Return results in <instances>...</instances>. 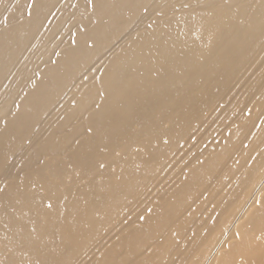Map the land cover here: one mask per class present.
Wrapping results in <instances>:
<instances>
[{"label":"bare ground","instance_id":"bare-ground-1","mask_svg":"<svg viewBox=\"0 0 264 264\" xmlns=\"http://www.w3.org/2000/svg\"><path fill=\"white\" fill-rule=\"evenodd\" d=\"M2 86L0 264H264V0H0Z\"/></svg>","mask_w":264,"mask_h":264},{"label":"rangeland","instance_id":"rangeland-1","mask_svg":"<svg viewBox=\"0 0 264 264\" xmlns=\"http://www.w3.org/2000/svg\"><path fill=\"white\" fill-rule=\"evenodd\" d=\"M37 46H32V51L34 52L32 54V60L37 58V56L35 55V51H37ZM36 56V57H35ZM31 58V56H30ZM7 84V82H6ZM9 84V83H8ZM10 86V85H9ZM9 89H12V88H9ZM9 89H6V87L2 86L1 90H0V100H4L2 102V106L3 105H6V100H9L11 98L10 96V91H8ZM9 107H4L2 108V110H7ZM1 116V115H0ZM13 159L15 160L16 158H11L10 160L13 161ZM163 182V181H162ZM157 181L156 182H152L150 186H148V189H147V194H151L152 191H155L153 190L152 188H154L155 186V189H157L158 185H157ZM164 183H165V180H164ZM3 184V178L0 179V186ZM125 215H123L122 218H120L119 221H117V224L115 225V227L113 228V230H110L109 233L100 240V244H106L108 242H111L113 239H114V234L117 232V230L121 227H126V211L124 212ZM88 257H85V260L87 259ZM84 261L82 259H79L78 261L74 262L73 264H83Z\"/></svg>","mask_w":264,"mask_h":264}]
</instances>
